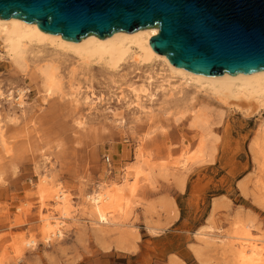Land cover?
<instances>
[{
  "label": "rangeland",
  "instance_id": "1",
  "mask_svg": "<svg viewBox=\"0 0 264 264\" xmlns=\"http://www.w3.org/2000/svg\"><path fill=\"white\" fill-rule=\"evenodd\" d=\"M37 46L24 73L0 50L4 264H236L233 250L244 243L232 234L240 224L251 234L250 243L264 248V164L252 147L264 134V112L241 115L168 77L160 62L139 66L133 58L114 72L96 64L78 68L71 57L56 60L61 88L45 96L35 67L51 60L52 53L46 44ZM147 77L156 97L144 101L142 111L130 104L128 87H139ZM21 88L27 92L19 106ZM73 89L79 92L77 102ZM201 107L210 115L205 131L190 127V112ZM200 138L208 139L213 157L185 162ZM138 156L146 163L144 170L163 162L164 177L156 175L150 184L130 174L127 180L135 190L124 194L128 208L110 214L113 224H97L85 196L97 186H121L126 168ZM41 174L72 198L61 239L45 241L40 235V217L55 213L54 201H39L35 186ZM198 230L206 237L198 238ZM31 238L34 247L16 250L18 241ZM194 249H200L199 256Z\"/></svg>",
  "mask_w": 264,
  "mask_h": 264
},
{
  "label": "bare ground",
  "instance_id": "2",
  "mask_svg": "<svg viewBox=\"0 0 264 264\" xmlns=\"http://www.w3.org/2000/svg\"><path fill=\"white\" fill-rule=\"evenodd\" d=\"M158 33L157 27L138 29L127 33L116 31L111 35L98 38L94 34H88L78 42L66 41L61 35H52L41 32L35 23L28 24L22 20L9 18L0 19V50L7 62L15 67L19 72L24 73L29 67V56L33 52L32 47H38L39 44H46L51 49V60L45 59L39 61L35 67V73L41 81V87L45 96H51L58 93L61 88V79L58 75L56 60L63 57H71L78 64V68L89 67L94 64L99 65L108 71L114 72L120 64L127 58H133L136 65L150 64L153 61L160 62L166 69L168 77H177L186 86L192 85L196 91L204 92L218 103L233 108L237 113L244 116H252L256 111L264 112V71L253 72L250 74L238 73L234 76L224 73L221 76L205 77L181 68H177L169 63L163 55L156 54L149 45V39ZM41 56H36L38 60ZM161 74H157L159 77ZM161 78V77H160ZM152 78L147 77L139 87H128L129 94L133 96L130 104L134 108L145 111L142 106L144 101L152 102L156 97L155 91L151 90ZM74 90V89H73ZM27 92L24 88L18 89L19 106L24 105V95ZM12 92L8 94L10 96ZM79 92L74 90V98L77 102ZM3 93L0 90V97ZM125 100L120 97L119 101ZM191 113L190 127L205 131L209 123V110L201 107ZM3 124L0 120V138H2ZM203 137V136H202ZM209 141L207 138H200L198 144L189 156L184 157V161L193 162L202 160L205 157H213V149L207 152ZM254 156L263 161L264 164V134L262 138L254 141ZM139 158V159H138ZM137 162L132 163L126 168L122 176L121 186H97L90 194L85 196L88 214L97 224H113L110 214L113 211H122L128 208V199L124 198L127 191L133 192L135 184L130 185L127 177L131 174L135 181L142 177L144 180L152 183L154 176L164 177L165 165L150 164L144 170L146 164L137 157ZM178 187H183V178L176 179ZM39 201L45 205L48 201H54V214L43 215L40 217L42 226L40 235L43 240H51L52 237L61 239L63 237L60 227L63 220L70 219V195L62 191V188L55 184V181L44 174H41L36 184ZM264 190V185H262ZM124 203V205H123ZM57 216H54V215ZM237 224V223H236ZM235 224V226H237ZM240 224V223H238ZM234 227V238L243 237V243L233 250L236 264H264L263 247H258L252 240L248 229ZM198 238L206 237V234L198 230L195 232ZM203 243H207L204 239ZM36 245L35 239H23L16 243V250H22L24 247L30 248ZM196 256H199L200 249L193 250ZM0 264H4L0 259ZM170 264H177L171 260Z\"/></svg>",
  "mask_w": 264,
  "mask_h": 264
},
{
  "label": "water",
  "instance_id": "3",
  "mask_svg": "<svg viewBox=\"0 0 264 264\" xmlns=\"http://www.w3.org/2000/svg\"><path fill=\"white\" fill-rule=\"evenodd\" d=\"M78 42L157 27L151 49L205 77L264 71V0H0V19Z\"/></svg>",
  "mask_w": 264,
  "mask_h": 264
},
{
  "label": "crops",
  "instance_id": "4",
  "mask_svg": "<svg viewBox=\"0 0 264 264\" xmlns=\"http://www.w3.org/2000/svg\"><path fill=\"white\" fill-rule=\"evenodd\" d=\"M166 219H164L163 217L161 218V222H163V221H165ZM178 221V219L177 218H175L174 220H172L170 223H169V225H171L172 223H174V222H177Z\"/></svg>",
  "mask_w": 264,
  "mask_h": 264
},
{
  "label": "built area",
  "instance_id": "5",
  "mask_svg": "<svg viewBox=\"0 0 264 264\" xmlns=\"http://www.w3.org/2000/svg\"><path fill=\"white\" fill-rule=\"evenodd\" d=\"M106 162H109V158L108 157H106Z\"/></svg>",
  "mask_w": 264,
  "mask_h": 264
}]
</instances>
